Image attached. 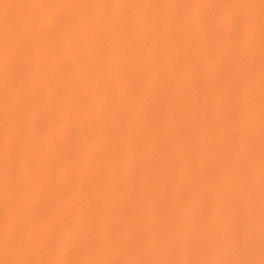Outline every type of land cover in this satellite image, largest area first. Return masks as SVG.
Returning a JSON list of instances; mask_svg holds the SVG:
<instances>
[{
    "label": "bare ground",
    "instance_id": "bare-ground-1",
    "mask_svg": "<svg viewBox=\"0 0 264 264\" xmlns=\"http://www.w3.org/2000/svg\"><path fill=\"white\" fill-rule=\"evenodd\" d=\"M0 264H264V0H0Z\"/></svg>",
    "mask_w": 264,
    "mask_h": 264
}]
</instances>
